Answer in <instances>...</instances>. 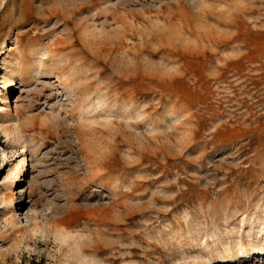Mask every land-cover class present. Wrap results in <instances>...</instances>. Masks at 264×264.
I'll use <instances>...</instances> for the list:
<instances>
[{
	"label": "rangeland",
	"instance_id": "obj_1",
	"mask_svg": "<svg viewBox=\"0 0 264 264\" xmlns=\"http://www.w3.org/2000/svg\"><path fill=\"white\" fill-rule=\"evenodd\" d=\"M0 264H264V0H0Z\"/></svg>",
	"mask_w": 264,
	"mask_h": 264
},
{
	"label": "bare ground",
	"instance_id": "obj_2",
	"mask_svg": "<svg viewBox=\"0 0 264 264\" xmlns=\"http://www.w3.org/2000/svg\"><path fill=\"white\" fill-rule=\"evenodd\" d=\"M21 166V165H20ZM20 166L19 167H17V170L19 171L17 174H14V178H13V183H11L12 185H18V177H20L21 176V168H20ZM25 168V167H24ZM12 187H10V190L12 191V189H11ZM10 198V196H7V195H5L4 196V200H6V199H9ZM11 201V200H10ZM12 203V202H11Z\"/></svg>",
	"mask_w": 264,
	"mask_h": 264
}]
</instances>
